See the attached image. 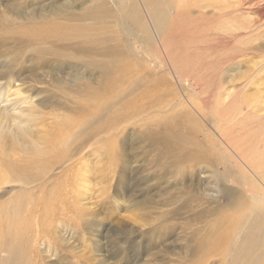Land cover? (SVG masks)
Segmentation results:
<instances>
[{
  "label": "rangeland",
  "instance_id": "1",
  "mask_svg": "<svg viewBox=\"0 0 264 264\" xmlns=\"http://www.w3.org/2000/svg\"><path fill=\"white\" fill-rule=\"evenodd\" d=\"M198 2L209 5L206 22L218 25L223 8L231 11L230 17L219 18L226 26L242 28L257 21L252 27L256 32L217 49L207 46L208 36L206 42L194 39L199 50L175 37L165 41L171 47L166 54L153 31L150 35L136 24H125L133 29L130 33L121 25L112 16L118 10L111 0H0V121L3 112L19 111V99L34 101L42 113L30 118L28 140L37 149L46 147L47 153L59 138L65 142L76 132L63 129L62 117L96 125L107 113L105 106L111 104L123 113L115 131L96 135L93 127L89 129L94 136L77 155L75 180L71 184L58 180V187L66 182L70 188L57 196L59 206L67 203L55 221L62 245L60 263L232 264V243L242 241V233L256 216L264 229V211L259 212L257 199L246 195L245 183L235 176L243 169L229 164L234 177L219 178L230 154L237 158L217 137V131L226 132L233 150L252 160L245 159L249 167L262 164L257 138L264 123H259L256 113L261 110L258 114L264 115V0ZM99 7L107 9L106 15ZM88 12L92 16L87 17ZM60 25L97 28V32L88 40L73 38L72 32L43 35ZM239 49L241 53L235 55ZM113 52L121 61L119 71L113 73L120 79L116 88L102 85L104 71L99 64L113 61ZM19 89L25 93H18ZM247 104H254L255 111H248ZM237 110L245 112L243 122H226L227 114ZM1 122L0 130L6 132L0 142L4 146L0 168L4 161L25 155L8 156L12 135L7 131L13 122L11 117ZM46 132L50 137L42 141ZM239 162L245 169L246 164ZM55 172L61 175L57 167ZM5 186L0 194L4 191L8 196L9 185ZM239 196H245L246 211L255 216L241 215L244 206L232 201ZM214 243L219 248L208 253ZM41 247L48 246L41 241Z\"/></svg>",
  "mask_w": 264,
  "mask_h": 264
},
{
  "label": "bare ground",
  "instance_id": "2",
  "mask_svg": "<svg viewBox=\"0 0 264 264\" xmlns=\"http://www.w3.org/2000/svg\"><path fill=\"white\" fill-rule=\"evenodd\" d=\"M111 1L115 4L116 9L118 10L117 13L113 12L112 16L116 17L121 25L128 28L130 33H133V29L130 28V26L128 27L130 23L141 27L143 32L146 34L151 35L153 31V34L156 35V38L159 41L157 45H159L166 54H169L171 47H169V44L165 41H171L175 37L183 39L185 45L186 42L189 44L193 43L195 49L199 50L201 47L194 44V39L201 38V41L206 42L204 37L208 36L211 42H208L207 46L212 49H217L220 47L226 48L232 46L233 42H237L238 39H244L246 34L253 33L254 31L256 32V30L252 29V27H254L257 21H253V23L242 28L226 26V24H224V20L221 21L219 18L226 19L230 17L229 12L231 11L228 9L222 8V10H220L218 15V25L215 26L212 25L211 22H206V20L209 18H206V20L204 19L207 16L205 8H207L209 5H200L198 0L193 2L191 5L188 3V0ZM215 7L218 6H214L213 9H216ZM102 8L104 12H101V14L107 13V9L104 7H99L96 9L98 10ZM192 8H196L198 10L199 16H194V9ZM91 14V12H88L87 17L92 16ZM262 17H264V12L262 13ZM203 19L204 21L202 22ZM212 22H214V20ZM96 29L97 28H87L84 26L78 27L77 29H70L60 25L49 28L47 33H42L44 36L49 35L50 37H53L69 35V33L72 32L71 34L73 38H82L88 40L92 34L97 32L95 31ZM209 30L210 33H208ZM39 33L41 34V32ZM88 42L94 41L92 40ZM188 49L189 48L186 47L185 52H188ZM241 50L242 49L235 51V55L238 53L240 54ZM242 52H244V50ZM111 57L113 61L110 62L105 60L99 64L104 71L102 85L114 88L116 85H118L117 82L120 80L119 78L113 76V73L119 71L118 67L120 64L118 63L120 60L117 59L119 56L116 52H113ZM137 88L138 87L136 86V88L133 89L136 91ZM106 92L108 93V91ZM106 92L104 93L106 94ZM130 92L132 93V91ZM18 93L23 94L25 92L19 89ZM246 97L248 98V96ZM26 99H28V97H26ZM121 100H125V97ZM23 102L28 104L25 109L23 108ZM23 102H21L20 99L17 102L19 106H22L18 108V112H14L12 114L9 112H3L1 114L3 116L1 121H3L4 118L7 120L8 117H11V122H13L12 129L8 127L10 130L7 131V133L9 132V134L12 135V139L8 140V143H10L8 144V156H19L21 154L25 155L22 156L21 160H17L13 157L12 161L9 159L8 162L4 161L0 168V190H5V185H9L8 190L10 189V191H8V196H6V192L4 191L0 194V264H58L61 262L60 257L58 258V253L62 248V245L59 243L60 239L55 232V221L58 220V215L61 213L60 211L67 209V203L64 201L65 203H61L59 206L57 202V196L66 193L68 190L70 191V188L67 185L71 184L76 178L74 167L77 161V155L88 147L87 142L91 140L92 136H94L91 135L93 133L89 132L91 131L89 129L93 127V129L97 131L96 135L103 133L106 130H111V132L115 131L122 121L121 114L123 113L121 110L114 109L111 104L105 106L103 110H105L107 113L102 119L104 122L101 120L99 122L96 121V125L95 122L86 124L84 120H81L80 122L78 121L79 123H77L68 116L62 117V119L66 121L63 129L67 131H73L75 129L76 132L65 142L59 138L55 143L56 147H53L52 151L44 153L43 150L46 147H39L37 149L33 143L28 140V130H30V124L28 122L34 115L42 113V110L38 108L34 101ZM120 102L122 103L123 101ZM116 104L118 105L119 101L116 102ZM121 105L123 106V104ZM246 106L248 107V111H255L254 104H247ZM142 108L145 110L143 106ZM98 109L102 111L101 108L98 107ZM235 112L236 113L234 115L227 114L228 119H225V121L232 123L235 119H237L238 123L239 121L243 122L245 112L243 110H237ZM260 112L261 110H259V112L257 111L256 114L261 120L259 123L263 124L264 115H259L258 113ZM152 113L153 112L151 111V114ZM253 113L252 115H254ZM124 116H126V113ZM1 121L0 124L2 123ZM219 123L220 120H217V124ZM247 125L248 123L245 125L246 133L250 134L251 131L248 129ZM3 132L6 131H4V129L0 130V142L3 140ZM223 132L224 131L222 130L217 131V137L220 143L231 149V152L234 153L237 159L233 158L230 154L229 159L223 162L227 168L224 171V174L220 175L219 178L226 180L228 177H234V170L230 168L229 164H234L235 166L237 165L241 167L244 173H239V175L235 174L236 177L238 176L237 181L245 183L244 191L246 195L255 197L258 201L256 206L259 208V212H263L264 128L262 131H260V134L257 138V146L259 149L258 153L263 155V158L261 159L262 164H255L252 167H249L248 164V161L252 160H248L245 154L241 155L240 153L234 151V148H232L233 144L228 137V134ZM45 135L46 136L40 137L42 141L50 137L48 132H46ZM96 142L99 141L97 140ZM59 146L64 147L60 148ZM63 149L67 150L65 151ZM3 150L4 146L0 147V153H2ZM202 152L207 155H214V152L210 149L204 150L202 148ZM24 158H26V161H24ZM239 160L246 164L245 169L250 172L251 177L249 176L248 172L240 165ZM50 161L53 162L50 163ZM55 167L60 169L61 175L55 172ZM60 178L65 179L69 184L65 182V184H63V188L58 187V180ZM249 182H251L253 186L250 185ZM228 192L230 193L231 191L228 190ZM255 192H257L258 195ZM248 199L251 200L250 198ZM232 201L241 206L243 205V212L240 213L241 215L243 214V216H247L246 214L248 211H246V208L249 206H247L245 196L232 197ZM254 214L255 212L249 215L253 216ZM257 219L260 221V218L256 216V218L252 220V226L248 228L246 232L244 231L242 233V241L234 242L231 240L233 243L229 252L231 257H233L232 264H264V229L262 226H260V223L257 222ZM236 230H238L237 227ZM229 238L231 239L232 237L229 236ZM47 239L48 241H46ZM41 241L46 243L48 246L47 249L46 247L45 249L41 247ZM246 242H248L249 245H252V247H247L245 244ZM216 248L219 247L215 246L214 243L212 252L210 250L208 253L215 252ZM202 254L204 255V252ZM48 257H55V259L52 258L48 260Z\"/></svg>",
  "mask_w": 264,
  "mask_h": 264
}]
</instances>
